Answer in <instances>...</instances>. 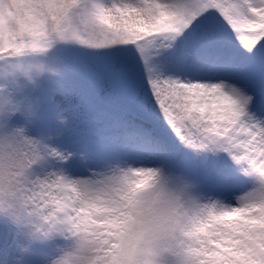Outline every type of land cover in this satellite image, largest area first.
<instances>
[{
    "label": "snow or ice",
    "instance_id": "6c2138e0",
    "mask_svg": "<svg viewBox=\"0 0 264 264\" xmlns=\"http://www.w3.org/2000/svg\"><path fill=\"white\" fill-rule=\"evenodd\" d=\"M0 264H264V0H0Z\"/></svg>",
    "mask_w": 264,
    "mask_h": 264
}]
</instances>
